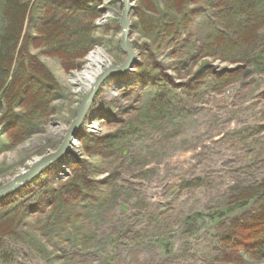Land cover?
Instances as JSON below:
<instances>
[{
    "label": "rangeland",
    "instance_id": "obj_1",
    "mask_svg": "<svg viewBox=\"0 0 264 264\" xmlns=\"http://www.w3.org/2000/svg\"><path fill=\"white\" fill-rule=\"evenodd\" d=\"M132 4L136 64L101 87L76 146L0 202V264H264L240 224L255 201L233 207L264 183V0ZM1 11L0 0V33ZM122 11L121 0L31 1L22 77L34 60L56 90L23 132L0 113V187L59 148L87 58L127 60ZM62 24L86 34L76 54L47 42Z\"/></svg>",
    "mask_w": 264,
    "mask_h": 264
},
{
    "label": "trees",
    "instance_id": "obj_2",
    "mask_svg": "<svg viewBox=\"0 0 264 264\" xmlns=\"http://www.w3.org/2000/svg\"><path fill=\"white\" fill-rule=\"evenodd\" d=\"M31 1L1 0L3 27L0 33V93L3 96L0 101V113L12 130L20 132L33 126L34 119L46 118L50 115L51 92L56 90L53 77L44 72L34 60L28 67L29 75L22 77L25 75L22 62L25 52L24 47L19 48V42ZM178 7L175 10L180 13L179 9L182 7V3ZM65 29L64 24L50 28L47 42L61 41L64 44L59 42L61 43L59 48H64V53L76 54L80 50L79 46L86 38V34L82 31L68 33ZM65 36L68 38L67 40H64ZM74 36H76V42L72 44L70 41ZM16 59L20 61H18L19 64L17 62L15 64ZM14 65L15 69L12 71ZM2 101L8 102L7 109H3ZM22 107L28 108L30 114H24V117L15 115L14 110ZM238 201L240 202L234 204L233 207L240 204L245 207L249 202L255 201L254 207L245 213L243 219H240V224L242 231L245 230L246 237L250 239L249 242L256 244L255 249L264 251V183L255 184L248 194L240 195Z\"/></svg>",
    "mask_w": 264,
    "mask_h": 264
},
{
    "label": "water",
    "instance_id": "obj_3",
    "mask_svg": "<svg viewBox=\"0 0 264 264\" xmlns=\"http://www.w3.org/2000/svg\"><path fill=\"white\" fill-rule=\"evenodd\" d=\"M132 0H123L124 10L120 18L121 24V49L127 55V60L119 66L109 65L104 71L96 78L92 86L87 91L86 96L83 98L81 106L77 111L74 121L71 123L64 140L59 148L42 158L37 163H34L23 174L16 176L9 183L0 187V202L11 195H15L22 187L31 184L37 177L42 175L48 168L54 165L60 158L64 157L72 142L75 140L76 134L81 127L88 111L91 109L92 104L101 89V87L116 74H127L136 64V54L129 41L130 36V21L129 16L133 6L130 4Z\"/></svg>",
    "mask_w": 264,
    "mask_h": 264
},
{
    "label": "bare ground",
    "instance_id": "obj_4",
    "mask_svg": "<svg viewBox=\"0 0 264 264\" xmlns=\"http://www.w3.org/2000/svg\"><path fill=\"white\" fill-rule=\"evenodd\" d=\"M123 4V0H121ZM130 3V2H129ZM132 6V2L130 3ZM134 8V7H133ZM132 8V10H133ZM123 10H124V5H123ZM131 10V12H132ZM123 12V11H122ZM130 12V14H131ZM107 63V58L104 56L102 53H94L91 54L87 58V68L84 70V72L80 73L76 80L74 82H80L82 83L87 90L92 86L93 82L96 80V78L104 71V65ZM110 64H107L105 68H107ZM76 140V139H75ZM75 140L72 142L71 146H76L77 142ZM55 152V151H54ZM67 153V152H66ZM66 155V154H65ZM63 158V157H62ZM62 158H60L57 162H59ZM40 159L36 160L34 163H37ZM56 162V163H57ZM55 163V164H56ZM32 164V165H33ZM53 166V165H52ZM51 166V167H52ZM49 169V168H48ZM47 169V170H48ZM25 187V186H24ZM22 187V188H24ZM21 188V189H22ZM20 189V190H21Z\"/></svg>",
    "mask_w": 264,
    "mask_h": 264
}]
</instances>
